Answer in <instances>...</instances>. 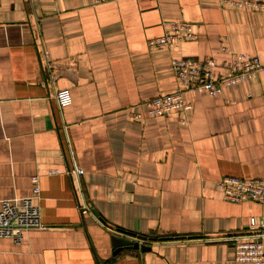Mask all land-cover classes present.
Masks as SVG:
<instances>
[{
  "label": "crops",
  "instance_id": "0c3cea01",
  "mask_svg": "<svg viewBox=\"0 0 264 264\" xmlns=\"http://www.w3.org/2000/svg\"><path fill=\"white\" fill-rule=\"evenodd\" d=\"M175 21L195 38L149 48ZM222 46L264 64V8L0 0V201L30 195L37 175L44 225L20 243L0 237V264H234L227 236L259 222L264 203L226 201L215 183L264 179V70L217 95L186 91L185 113L144 105L176 88L172 57H213L226 74ZM61 88L72 103L60 108ZM161 237L182 238L148 240Z\"/></svg>",
  "mask_w": 264,
  "mask_h": 264
},
{
  "label": "built area",
  "instance_id": "2783aa9c",
  "mask_svg": "<svg viewBox=\"0 0 264 264\" xmlns=\"http://www.w3.org/2000/svg\"><path fill=\"white\" fill-rule=\"evenodd\" d=\"M114 0H92L94 5ZM244 9L264 8L263 3L251 0H216ZM188 38H195L191 24L175 21L169 24L164 33L148 41V47L169 48L173 43ZM221 50L228 54L222 63L226 74L219 73V65L213 57L191 61L183 58H171V68L176 80V88L165 94H158L144 102L148 116H162L172 111L187 112L190 104L184 99L186 91L207 92L217 95L226 86L234 85L251 78L264 70V64L255 53L239 52L222 46ZM51 78L54 73L51 72ZM54 98L61 108L72 103L71 92L68 88L57 89ZM139 116V115H137ZM182 122L184 120L182 119ZM71 165L66 173L78 177L84 170L74 160L73 150L69 148ZM55 171V170H54ZM223 198L229 202L240 203L251 200L264 203V179H244L237 176H223L215 183ZM40 197V183L37 175L31 177V194L27 196H13L0 201V237L20 243L29 229L44 227L40 206L36 202ZM234 247V264H264V211L259 222L254 219L246 231L227 236Z\"/></svg>",
  "mask_w": 264,
  "mask_h": 264
},
{
  "label": "water",
  "instance_id": "95a60500",
  "mask_svg": "<svg viewBox=\"0 0 264 264\" xmlns=\"http://www.w3.org/2000/svg\"><path fill=\"white\" fill-rule=\"evenodd\" d=\"M137 238L139 239H142V240H145L146 238L144 236H137ZM182 237H161V238H158V239H154V238H148V240H159V241H163V240H171V239H181ZM123 247L125 248H129V249H136L139 247L138 245V242L137 241H125L124 242V245ZM142 250H145V249H149L148 246H141L140 247Z\"/></svg>",
  "mask_w": 264,
  "mask_h": 264
}]
</instances>
